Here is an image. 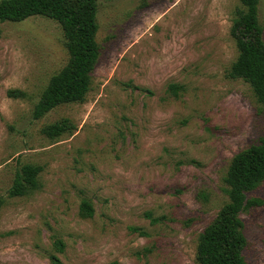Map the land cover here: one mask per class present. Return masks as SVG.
<instances>
[{
	"label": "rangeland",
	"instance_id": "obj_1",
	"mask_svg": "<svg viewBox=\"0 0 264 264\" xmlns=\"http://www.w3.org/2000/svg\"><path fill=\"white\" fill-rule=\"evenodd\" d=\"M96 3L90 88L38 119L32 107L67 59L61 28L41 15L0 21V264H199L230 159L263 132L250 86L228 75L239 0ZM257 8L264 39V0ZM61 118L70 132L43 135ZM24 163L40 166L38 188L9 196ZM247 195L263 203L240 214L243 255L264 264V181Z\"/></svg>",
	"mask_w": 264,
	"mask_h": 264
},
{
	"label": "trees",
	"instance_id": "obj_2",
	"mask_svg": "<svg viewBox=\"0 0 264 264\" xmlns=\"http://www.w3.org/2000/svg\"><path fill=\"white\" fill-rule=\"evenodd\" d=\"M258 2L239 0L240 6L235 10L229 30L237 55L228 75L240 78L250 86L259 104L263 132L255 143L230 159L223 177L227 201L197 238L195 260L199 264H247L243 255L247 239L240 214L263 203L261 198L247 195L264 181V39L263 28L258 21ZM96 12V0H0V21H21L41 15L56 21L62 31L67 59L48 78L32 107V119L42 117L56 106L84 100L99 57ZM179 89L175 83L168 85L173 95ZM6 93L13 98L25 96L20 89H9ZM73 127L68 118H61L44 125L41 132L53 139L70 132ZM39 171L38 165L22 164L14 173L8 195L21 196L37 189ZM79 209L84 215L93 214L87 199L81 200ZM58 243L61 248L62 243ZM109 264L119 263L112 261Z\"/></svg>",
	"mask_w": 264,
	"mask_h": 264
}]
</instances>
